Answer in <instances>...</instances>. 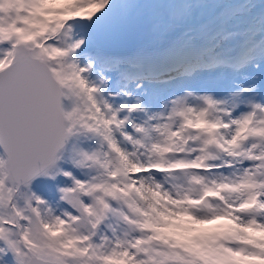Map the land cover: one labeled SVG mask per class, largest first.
I'll return each instance as SVG.
<instances>
[{
    "label": "snow or ice",
    "instance_id": "1",
    "mask_svg": "<svg viewBox=\"0 0 264 264\" xmlns=\"http://www.w3.org/2000/svg\"><path fill=\"white\" fill-rule=\"evenodd\" d=\"M0 264H264V0H0Z\"/></svg>",
    "mask_w": 264,
    "mask_h": 264
}]
</instances>
